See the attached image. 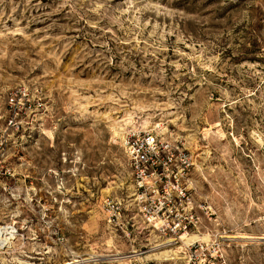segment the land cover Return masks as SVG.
<instances>
[{"label": "rangeland", "instance_id": "1", "mask_svg": "<svg viewBox=\"0 0 264 264\" xmlns=\"http://www.w3.org/2000/svg\"><path fill=\"white\" fill-rule=\"evenodd\" d=\"M127 128L191 162L175 240L105 215ZM3 226L0 264H264V0H0Z\"/></svg>", "mask_w": 264, "mask_h": 264}, {"label": "built area", "instance_id": "2", "mask_svg": "<svg viewBox=\"0 0 264 264\" xmlns=\"http://www.w3.org/2000/svg\"><path fill=\"white\" fill-rule=\"evenodd\" d=\"M26 96L24 91H11L7 105L17 107L21 104L18 100ZM120 147L128 168L131 191L125 200H104L102 206L108 221L129 220L132 216L127 212H131L153 231L170 235L173 240L180 233H188L194 218L189 190L182 184V178L191 162L183 149L156 131L138 128H127L122 132ZM201 243L186 245L187 253L195 251V245L201 250Z\"/></svg>", "mask_w": 264, "mask_h": 264}, {"label": "bare ground", "instance_id": "3", "mask_svg": "<svg viewBox=\"0 0 264 264\" xmlns=\"http://www.w3.org/2000/svg\"><path fill=\"white\" fill-rule=\"evenodd\" d=\"M190 236L196 237L197 235H189L185 238L187 239ZM14 238H16V230L13 226L0 227V246L5 245L8 247V246L12 245ZM245 239H253V238H245ZM258 239L260 240V239H264V238H258ZM171 241L172 240H169L166 243H172ZM151 257L155 258V260L166 261V262L180 259L177 255V253L175 251H172V250L165 251L162 253H157V254L149 256L148 258H151ZM70 264H77V261H73Z\"/></svg>", "mask_w": 264, "mask_h": 264}]
</instances>
